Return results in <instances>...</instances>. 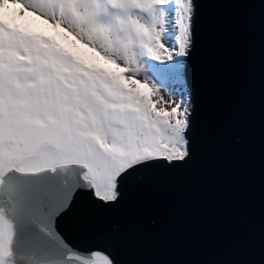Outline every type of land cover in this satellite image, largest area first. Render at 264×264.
<instances>
[{"label":"snow or ice","instance_id":"1","mask_svg":"<svg viewBox=\"0 0 264 264\" xmlns=\"http://www.w3.org/2000/svg\"><path fill=\"white\" fill-rule=\"evenodd\" d=\"M199 4L0 0V264H128L119 233L59 225L191 160Z\"/></svg>","mask_w":264,"mask_h":264},{"label":"water","instance_id":"2","mask_svg":"<svg viewBox=\"0 0 264 264\" xmlns=\"http://www.w3.org/2000/svg\"><path fill=\"white\" fill-rule=\"evenodd\" d=\"M186 166L59 225L73 243L117 232L128 264H264V0H199Z\"/></svg>","mask_w":264,"mask_h":264},{"label":"bare ground","instance_id":"3","mask_svg":"<svg viewBox=\"0 0 264 264\" xmlns=\"http://www.w3.org/2000/svg\"><path fill=\"white\" fill-rule=\"evenodd\" d=\"M27 22H29L32 26L36 27L37 29H42L46 31H50L42 21V19H36L35 17L27 18Z\"/></svg>","mask_w":264,"mask_h":264}]
</instances>
